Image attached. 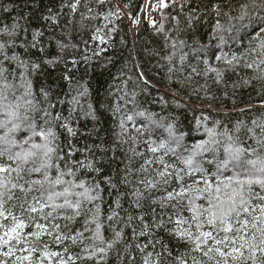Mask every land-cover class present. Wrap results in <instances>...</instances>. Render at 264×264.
<instances>
[{"label":"trees","instance_id":"16d2710c","mask_svg":"<svg viewBox=\"0 0 264 264\" xmlns=\"http://www.w3.org/2000/svg\"><path fill=\"white\" fill-rule=\"evenodd\" d=\"M245 2L163 0L161 4L153 0V11L146 17V0H79L75 10L71 5L76 0H0V43L5 44L8 56L5 59L0 54V89L8 97L0 102L19 103V113L28 116L10 133L18 142L13 151H20L21 144L27 149L32 143H45L39 135L32 136L30 124H35L37 132L52 128L56 139L51 146L56 151L49 174L55 178L63 172V180L72 182L55 190L69 187L72 192H81L83 189L72 185L82 181L90 188L99 185L98 199L69 197L82 200L79 215L67 207L45 209V213L51 212L46 220L32 214L52 232L42 236L41 250L47 244L65 260L72 257L70 264H144L149 253L150 261L159 264H180L181 259L193 264V257L206 260L202 253L192 250V244L170 232L178 217L190 221L188 198L195 193L183 199H162L168 192L179 191L182 183L203 187V175L193 173L184 176V181L173 176L168 184L161 181L156 188L146 184L159 181L158 173L163 170L160 158L175 166L168 169L170 172L183 169L181 158L188 156L194 145L208 141L210 129L222 143L227 132L245 148L256 146L249 129L259 136L257 125L264 123V64L260 63L264 60L260 47L264 42V12H256L250 21L241 23L236 17ZM218 21L222 29L216 27ZM14 55L18 59H12ZM28 83L31 94L26 90ZM7 119L0 109V121ZM169 125L181 137L179 146L172 142L170 147L175 152L160 149L153 153V141L158 144L169 139ZM5 131L0 128V136ZM29 137V143L24 144ZM219 158H224L222 148ZM198 159L215 184L216 165L208 163L213 153L206 152ZM0 163L12 162L4 156ZM232 175L230 167L222 170L220 178ZM25 178L39 180L43 175L31 173ZM137 190L143 193L140 207L134 195ZM255 191L260 192L259 187ZM56 203L62 204L63 197ZM196 203L205 201L198 199ZM13 211L20 214L18 208ZM96 220L103 225L105 241L122 232V239L106 257L85 252V248L106 247L93 239ZM161 220L164 225L157 227ZM192 230L195 232L194 225ZM33 231L34 227L25 229L26 233ZM56 235L64 238L58 242ZM73 236L77 237L75 243L68 238ZM39 256L37 251L33 259ZM59 259H45L44 264H56ZM14 260L15 256H0L6 264Z\"/></svg>","mask_w":264,"mask_h":264},{"label":"snow or ice","instance_id":"6c2138e0","mask_svg":"<svg viewBox=\"0 0 264 264\" xmlns=\"http://www.w3.org/2000/svg\"><path fill=\"white\" fill-rule=\"evenodd\" d=\"M160 2L163 4V0H160ZM78 3L79 0H76L71 8L75 10ZM218 8L219 6H217ZM256 12H264V0H247V2L242 3L236 19L241 23L246 19L250 21ZM261 24L264 26V21H261ZM216 27L222 29L219 21ZM228 30L231 31V27ZM14 34V32L9 33V35ZM36 35H39V33ZM260 47L262 54H264V42L261 43ZM4 49L5 44L0 43V54L8 59ZM12 59L18 58L14 55ZM232 59L235 60L237 57L233 56ZM226 62L231 64L232 60ZM20 63L22 66L24 65L23 61H20ZM260 63L264 64V60H261ZM252 66V64L247 65V67ZM2 71L0 70V72ZM4 87L7 88L8 85L5 84ZM26 90L28 94H31L30 83L27 84ZM7 99L8 97L4 95L3 89H0V101H7ZM27 103L30 105L31 101H27ZM19 107V103L4 104L0 102V109L8 117L6 121H0V128L6 129L5 134L0 136V157L7 156V160L12 162L9 164L0 163V256H15L13 264H25V262L27 264H44L45 259L51 262L53 257H60L56 264H70L72 257L65 260L61 253L50 251L47 244L43 245L42 250L40 249L42 236L52 235V232L48 230L47 224L36 222V218L32 214H39L46 220L51 212L45 213V209L50 208L55 211L67 207L73 209L75 214L79 215L82 200L76 199L73 201L69 197L75 195L89 201L98 199L99 193L97 190L99 185L90 188L86 187L85 182L82 181L80 184L72 185L75 188L83 189L81 192H72L69 187H65L63 191L55 190L58 185L71 184L72 182L63 180V172H60L55 178H52L49 174V170L54 167L52 154L56 151V148L51 146L56 139V133L52 128H42L37 132L35 124H30L29 128L32 130V136L39 135L44 138L45 143H32L31 147L27 149H24L21 144L20 151H13L18 142L10 133L18 130L21 127V122L28 119L26 114L21 115L19 113ZM45 115H48V113H45ZM140 115L144 114L141 113ZM56 119H59V116ZM128 119L131 120L132 117L129 116ZM9 124H11V127H8ZM253 124H256V122L253 121ZM62 126L66 127L69 133L75 134L74 130L67 124ZM257 127L260 128L259 136L256 135L253 129H249L255 138L256 144L255 147L250 148L243 147L238 139L234 140L227 132L223 134L227 140L222 143L216 139L217 133L215 130L210 129L209 140L194 145L190 154L181 158V163L185 166L183 169L170 172L168 169L175 166L165 164L163 158H160L163 170L158 173L159 181H148L146 184L147 188H156L157 183L161 181L168 184L173 176L178 181H184V176L191 177L193 173L203 175V187L185 186L182 183L179 191L168 192L162 198L163 200L172 201L178 198L183 199L188 194L195 193L191 198H188V211L192 213L190 221L178 217L173 222L175 227L170 230L178 238L192 244V250L202 253V256L206 258V260H197L193 257V264H264V123L257 125ZM167 131L169 139L160 140L158 144L153 141L152 144L155 146L151 147L150 151L155 153L160 149H166V151L175 152V149L170 147V143L174 142L179 146L181 137L176 136L171 125L168 126ZM29 140H31V137L23 143L27 144ZM221 148L224 152L223 159L219 158ZM206 152L213 153V160L208 161V163H215L216 165L215 184L207 178L203 161L198 159ZM147 163L150 164L151 161H147ZM13 164H15V167H13ZM29 164L33 166L28 167ZM89 167H92V165L89 164ZM230 167L233 170V175L221 179L222 170ZM181 172L184 175H181ZM31 173H42L43 179H26L25 177ZM69 174L72 173L69 172ZM256 187H259L260 192L255 191ZM94 191L97 192L96 196L91 195ZM33 192H39L40 195H31ZM134 195L137 197L136 206L140 207L138 201L143 198V193L137 190ZM61 197H63V203H56V200ZM198 199H203L205 203H196ZM254 201H260V203H254ZM156 202L153 201V203ZM117 207H119L118 203ZM17 208L20 212L19 215L13 211ZM98 213L99 206H97V215ZM113 215H118V213L114 212ZM109 219L111 220L112 216ZM131 219L130 216L129 220ZM140 219L143 220V216ZM164 223L161 220L156 226H163ZM193 225L195 226V232L192 230ZM29 227H34L35 231L26 233L25 229ZM102 227L103 225L96 220L93 239L106 244V247H97L91 251L85 248V252H88L89 256L102 253L106 257L108 251L122 239V232H116L111 241H105L101 234ZM144 227L147 228L148 225ZM53 228L59 229V225H53ZM140 234L144 235V232L142 231ZM78 236L83 238L82 233H79ZM63 238L60 235L55 236V240L58 242ZM68 238L72 239L74 243L77 240L75 236ZM23 245H28V247H23ZM5 246H7V251H4ZM37 251H40V256L33 259V255ZM17 252H26L27 255H16ZM151 255L149 253L144 258V264H159L158 261H150L149 257ZM0 264H6V261H0ZM180 264H187V262L181 259Z\"/></svg>","mask_w":264,"mask_h":264},{"label":"built area","instance_id":"2783aa9c","mask_svg":"<svg viewBox=\"0 0 264 264\" xmlns=\"http://www.w3.org/2000/svg\"><path fill=\"white\" fill-rule=\"evenodd\" d=\"M153 0H146L144 14L146 17H149L153 11Z\"/></svg>","mask_w":264,"mask_h":264},{"label":"rangeland","instance_id":"374dc122","mask_svg":"<svg viewBox=\"0 0 264 264\" xmlns=\"http://www.w3.org/2000/svg\"><path fill=\"white\" fill-rule=\"evenodd\" d=\"M142 19L140 20L139 24L141 23Z\"/></svg>","mask_w":264,"mask_h":264}]
</instances>
